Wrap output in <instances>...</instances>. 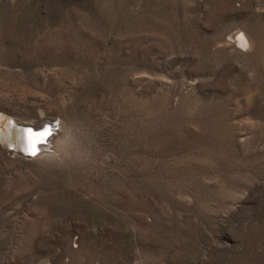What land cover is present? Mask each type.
I'll use <instances>...</instances> for the list:
<instances>
[{
	"label": "rangeland",
	"instance_id": "374dc122",
	"mask_svg": "<svg viewBox=\"0 0 264 264\" xmlns=\"http://www.w3.org/2000/svg\"><path fill=\"white\" fill-rule=\"evenodd\" d=\"M14 119L0 264H264V0H0Z\"/></svg>",
	"mask_w": 264,
	"mask_h": 264
},
{
	"label": "bare ground",
	"instance_id": "6f19581e",
	"mask_svg": "<svg viewBox=\"0 0 264 264\" xmlns=\"http://www.w3.org/2000/svg\"><path fill=\"white\" fill-rule=\"evenodd\" d=\"M245 35L246 34L243 31L240 32V34L238 35L237 40L242 44H244L247 41ZM241 36H243V38H244L243 41L241 39H239ZM41 120L42 119L35 122V124H32V123H28V122H24V121H16L14 119L8 123L7 132H3L2 130H0V140L3 142L4 145H6V147L9 149V151H11L12 153L16 152V153H20L22 155H26L25 151L23 150L24 143L20 141V137L22 135L21 130L25 129V127H24L25 125L26 126H29V125L36 126L37 125L35 128H40L42 126L47 127L48 125L50 126V124H52L54 130L58 126V123L56 121H52L49 119H43L41 122ZM39 121L41 124L38 123ZM34 130L35 131H41L43 129H34ZM56 135H57V133L52 134L51 137L48 139L47 143L40 145L41 151L44 148H46V149L49 148L50 142H53L56 139L55 138V137H57ZM43 153H45V152H43ZM47 153H48V151H47Z\"/></svg>",
	"mask_w": 264,
	"mask_h": 264
},
{
	"label": "snow or ice",
	"instance_id": "6c2138e0",
	"mask_svg": "<svg viewBox=\"0 0 264 264\" xmlns=\"http://www.w3.org/2000/svg\"><path fill=\"white\" fill-rule=\"evenodd\" d=\"M239 39L243 41V36ZM246 46V42L242 44ZM22 135L20 141L24 143L23 150L30 156H37L41 151L40 145L47 143L48 139L51 137L53 132V126L44 127L41 131H35L33 128L29 127L21 130Z\"/></svg>",
	"mask_w": 264,
	"mask_h": 264
},
{
	"label": "water",
	"instance_id": "95a60500",
	"mask_svg": "<svg viewBox=\"0 0 264 264\" xmlns=\"http://www.w3.org/2000/svg\"><path fill=\"white\" fill-rule=\"evenodd\" d=\"M48 126H49V125H48ZM48 126H47V127H48ZM24 127H25V129H26V128H29V127L33 128V129H43V128H44V126H42V127H40V128H35L36 126H31V125H29V126H26V125H25ZM25 153H26V152H25ZM26 155H27V156H30V155H28L27 153H26Z\"/></svg>",
	"mask_w": 264,
	"mask_h": 264
}]
</instances>
